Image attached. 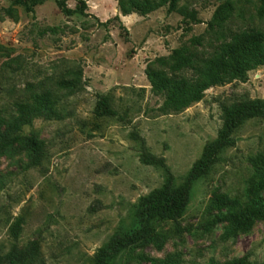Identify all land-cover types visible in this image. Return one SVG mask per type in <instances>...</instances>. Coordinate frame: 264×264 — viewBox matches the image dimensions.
<instances>
[{
	"label": "rangeland",
	"instance_id": "374dc122",
	"mask_svg": "<svg viewBox=\"0 0 264 264\" xmlns=\"http://www.w3.org/2000/svg\"><path fill=\"white\" fill-rule=\"evenodd\" d=\"M79 0H67L76 9ZM85 14L66 16L54 1L27 12L14 0H0V117L16 114V103L31 90L56 92L67 116L36 119L23 135L44 143L43 164L32 167L15 145L0 155V256L20 250L26 264H96L99 250L121 228H130L141 197L160 188L168 174L181 184L217 139L225 108L245 98L264 100V66L251 70L246 83L209 89L205 98L181 112L165 111V96L152 90L146 69L179 48L207 57L236 31L264 32L263 0H180L147 16L125 17L118 0H85ZM16 9L15 21L5 9ZM194 12L199 23L188 14ZM119 19H115L116 16ZM111 20L108 26L102 23ZM202 37V45L192 44ZM168 72V69H166ZM82 73L75 94L57 86ZM191 75V71H184ZM111 94L116 116H96L98 96ZM234 145L219 157L211 174L196 181L189 207L179 221L161 222L162 246L149 245L123 255L117 264H264V220L247 231L227 235L228 224L212 225L223 211L211 209L215 196L239 199L243 208L264 160V121H246ZM142 141L144 142L142 144ZM165 161V168L142 162L141 148ZM224 214L226 212L224 211ZM22 219L19 238L11 228ZM0 264H5L0 262Z\"/></svg>",
	"mask_w": 264,
	"mask_h": 264
},
{
	"label": "trees",
	"instance_id": "16d2710c",
	"mask_svg": "<svg viewBox=\"0 0 264 264\" xmlns=\"http://www.w3.org/2000/svg\"><path fill=\"white\" fill-rule=\"evenodd\" d=\"M48 1H54L66 16L85 14L88 4L79 0L76 9L67 5V0H14V6H23L27 12H34V8ZM180 0H118L119 8L124 16L139 14L147 16L152 12L168 5L169 11H178ZM5 9L6 15L14 18L16 9ZM260 16L264 17V0L260 8ZM194 22L199 23L197 15L192 12L187 15ZM115 19H119L117 15ZM111 20L102 23L108 26ZM213 54L201 57L198 53L187 54L186 48L176 49L168 57H160L156 62L168 69H155L149 65L146 75L152 85V90L164 95V110L168 112H181L192 104L205 98L206 92L214 87L225 86L239 81L246 83L251 70L264 66V32L257 30L236 31ZM202 37H194L192 44L202 45ZM191 71V75L184 73ZM74 79L60 80L57 86L68 90L66 95L75 94L81 86L82 73H74ZM32 96L25 101L17 102L16 114L8 118L0 117V155L12 153L15 145L26 151L32 167L43 164L46 157L44 143L37 136L23 135L24 128L32 126L39 118L46 120H62L67 114L64 107H60V99L53 90L45 89L41 92L31 90ZM111 94L98 96L96 116L112 117L118 114L113 107ZM264 121V100L245 98L241 102L225 108L223 126L216 140L205 146L201 158L193 165L191 171L181 184L169 173L165 161L150 154L145 147L141 148L140 156L143 163L151 166L165 168L169 173L164 184L148 195L140 198L134 208L132 225L130 228H121L97 253L96 264H117L123 255H131L135 250L149 245L162 246L166 234L160 230L161 222H173L179 228V221L184 217L191 199V191L196 181L207 178L219 157L229 147L234 145V134L249 120ZM144 142L142 141V144ZM261 167L256 169L259 180L252 186L251 192L257 193L264 189V160L258 159ZM211 209L223 212L211 224H228L227 235H236L249 230L257 220H264V198H255L251 206L243 208L239 199L227 196H215L210 204ZM224 211L226 214H224ZM23 221L19 219L11 228L12 236L17 240L22 230ZM32 252L20 250L15 247L13 252L0 256V262L5 264H26ZM151 264H177L173 259L152 261ZM230 264H247L245 259H238Z\"/></svg>",
	"mask_w": 264,
	"mask_h": 264
},
{
	"label": "crops",
	"instance_id": "0c3cea01",
	"mask_svg": "<svg viewBox=\"0 0 264 264\" xmlns=\"http://www.w3.org/2000/svg\"><path fill=\"white\" fill-rule=\"evenodd\" d=\"M125 17H127V16H125Z\"/></svg>",
	"mask_w": 264,
	"mask_h": 264
}]
</instances>
